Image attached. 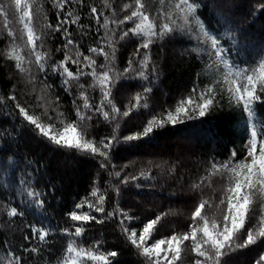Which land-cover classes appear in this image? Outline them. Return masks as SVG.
<instances>
[{"label": "snow or ice", "instance_id": "snow-or-ice-1", "mask_svg": "<svg viewBox=\"0 0 264 264\" xmlns=\"http://www.w3.org/2000/svg\"><path fill=\"white\" fill-rule=\"evenodd\" d=\"M258 14L264 0H0V264H264ZM169 49L200 67L157 106ZM224 112L238 145L193 161L177 140L174 156L142 158L170 131L220 143ZM33 141L94 162L87 194L65 203Z\"/></svg>", "mask_w": 264, "mask_h": 264}, {"label": "trees", "instance_id": "trees-1", "mask_svg": "<svg viewBox=\"0 0 264 264\" xmlns=\"http://www.w3.org/2000/svg\"><path fill=\"white\" fill-rule=\"evenodd\" d=\"M99 2V0H97ZM155 2V0H153ZM264 20V17H259L256 21V24L253 26L255 30H258L261 25V21ZM2 47V45H0ZM0 65H2V61H0ZM200 65L193 61H189L187 59H180L169 49V56L166 64L164 65V76L161 80L160 88L154 90V103L159 106L163 100V95L160 89H164L169 93H175L179 90H182L187 87H191V81L195 79V73L199 70ZM8 71H11V67H9ZM16 82V81H13ZM0 87H2L5 91L11 88V83L6 82V70L4 67L0 66ZM21 87L23 85L21 84ZM31 99L28 100V103H33ZM65 103L68 101L65 100ZM171 103V100H169ZM134 119L139 120L141 117H134ZM212 126L216 130V134L218 139L221 141L220 143H191L186 140H182L178 137L177 133L174 131L165 132L162 135L167 137L168 139H162L160 137L157 138L155 143V152L156 156H147L142 157L146 159H156L159 161L161 158L168 159L169 155H175L178 151V148L174 145L173 141H179L181 145H183L186 151L190 152L195 161L198 157H202L204 153L209 152L213 147L219 150H225V145L228 147H232L233 145L229 144L230 140L237 141V145L239 141L237 140V132L236 128V118L227 112L216 114L215 118L212 120ZM101 134H104L102 131ZM127 134V133H125ZM29 147L33 152H36L39 156L48 158L49 167L52 171L53 175L62 181L63 187V196L64 202L70 204L73 197L79 195H86V189L89 187V180L92 175L96 172L95 163H90L86 160H69L65 163L63 157L59 156H51L41 145H37L36 142H31ZM132 159L135 156L130 157ZM120 163L126 161H119ZM190 168H195V163H188L186 165ZM200 167H203L201 164ZM168 189H165V193H167ZM132 200L136 201H145L150 200V197L146 196H138L135 192L129 194ZM158 200L163 201L164 207L166 208L169 203L172 204L173 207H179L180 201H164L163 197H157ZM109 232L111 229L108 230ZM110 241L114 240V237L108 235L107 237ZM125 260L127 264H134L129 253H125Z\"/></svg>", "mask_w": 264, "mask_h": 264}]
</instances>
